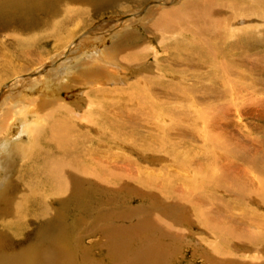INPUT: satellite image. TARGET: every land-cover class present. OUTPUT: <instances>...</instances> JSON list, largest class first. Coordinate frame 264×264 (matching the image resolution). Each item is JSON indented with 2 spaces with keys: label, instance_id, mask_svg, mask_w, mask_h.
I'll return each instance as SVG.
<instances>
[{
  "label": "rangeland",
  "instance_id": "374dc122",
  "mask_svg": "<svg viewBox=\"0 0 264 264\" xmlns=\"http://www.w3.org/2000/svg\"><path fill=\"white\" fill-rule=\"evenodd\" d=\"M33 1L25 5L33 10V16L22 12L24 9L0 12L1 50L11 49V44H16L24 32L38 37L36 44L27 49L29 53L25 50V56L14 52L8 65L0 61L1 76L5 79L0 83V108L5 100L9 103L20 95L32 101L28 110L35 107L40 111L46 106L40 100L51 95L41 86L37 90L28 89L29 80L56 67L62 66V70L68 65L76 67L93 56L96 63L103 65L100 67L105 73L98 78H86L82 88L70 87L59 94L66 103L75 102L71 112L74 116L70 118L79 120L75 124L81 129L79 133L84 131L96 137L95 129V132L86 130L88 122L84 117L90 109L94 113L97 104L113 102L109 99L103 102L102 96L92 94L90 103L94 106L88 108L83 103L89 96H77L80 91L87 93L91 87L126 89L128 83L139 78L141 82L147 78V83L151 81V94L160 104L166 126L164 129L158 118L148 119L149 114L138 111L140 120L130 119L126 128L117 130L116 135L124 134L121 136L124 141L117 137L118 141L102 143L106 160L111 158V163L115 159V167L118 165L112 170L123 174L118 181L107 178L102 189H97L98 194L92 192L89 208L75 205L72 200L64 204L62 197L73 193L76 186L67 187L62 196L44 186L47 184L43 175L37 172L40 148L36 157L29 158L27 147L32 146L29 142L35 143V138L21 134L23 138H17L21 128L16 127L9 141L28 143L22 156L17 152L9 157L0 152V213L4 212L0 214V256L4 252L13 256L26 249L38 255L47 247L46 243L52 245L53 231L47 232L48 214L49 210L59 208L66 210L61 217L66 230L58 227L54 231L65 234L57 243L62 264H264V0H212L214 8L203 11L205 16L200 21L210 26L211 31L202 37L203 44L208 46L192 47L185 46L182 38L176 42L160 22L165 10L186 0L75 1V12L60 20L66 21L62 24L65 32L68 27L74 32L72 38L68 37L70 41L65 36L64 40H53L52 35H43L44 29L49 31L54 0H42L43 3L35 0V4ZM188 14L185 15L188 19L184 14L179 15L181 19L174 18L173 21L179 22H173L175 26L192 29L200 16ZM104 23L108 24L101 26ZM222 25L226 36L217 27ZM236 29L252 32L228 37L227 33ZM190 33L185 36L187 40L193 38ZM130 37L135 38H131L130 45L135 43L131 47L125 45L130 43L127 41ZM213 37L222 41H214ZM207 39L213 44L210 47L204 42ZM214 44L221 50L209 54L211 48L214 51ZM115 45L128 46L132 51L122 58L120 52L113 50ZM180 46L190 49L191 54ZM106 53L114 58V64ZM141 59L148 65L139 66ZM126 62L138 63L137 71L132 74L129 71L127 79L123 75ZM177 74L180 80L176 79ZM18 79L22 83L16 88L8 87ZM119 95L115 94L118 98L114 96L115 103L124 104ZM190 102L194 108L183 107ZM107 110L112 114L116 109ZM42 111L38 118L42 117ZM87 144L100 147L94 141ZM144 179L150 184L146 185ZM73 196H77L76 188ZM152 248L158 256L151 254Z\"/></svg>",
  "mask_w": 264,
  "mask_h": 264
},
{
  "label": "bare ground",
  "instance_id": "6f19581e",
  "mask_svg": "<svg viewBox=\"0 0 264 264\" xmlns=\"http://www.w3.org/2000/svg\"><path fill=\"white\" fill-rule=\"evenodd\" d=\"M31 1H33V0H31ZM34 1L32 3L35 4ZM40 1H42V0H40ZM44 1L46 2L47 0H44ZM44 1H42L41 3H43ZM75 1H78V0H54L52 2L53 5H52L51 9L53 10L54 14H53V16L50 14L52 17H50V25L47 27L49 31L44 29L43 35H44V33L52 35L51 37L54 38V39L52 38L53 40H61V39L64 40V38L67 39L68 37H70V38L73 37L74 32H71V29H69V27L65 32L66 27L63 26L62 24L66 23V21L60 22V20H62L63 17L67 16V14H69L71 12H75L74 11V9H76V7L74 5ZM171 1L172 2H178V0H171ZM29 3H30V0H0V12H7V11L8 12H21L24 9L22 12H24L27 15L28 14L30 15L34 12H33V10L28 9L29 6H25V5H28ZM166 3H168V2L166 1ZM212 4H213L212 0H186V1H182L179 3V5L176 8L174 7L172 9L165 10L164 14H162L163 19L160 22L163 23L165 32H167L168 34H172L171 36L173 38L175 37V41H176V39L182 38L185 46H190V47L196 46V45L208 46L206 44H203L202 37L204 36L205 32L207 33V31L208 32L211 31L209 29L210 26H208V24L203 25V23H201L200 21H202V19H204V16H205L204 12H206L208 10L210 11L212 8H214V6ZM25 8H27V9H25ZM35 9H37V8H35ZM165 9H167V8H165ZM187 9H190V10L187 11ZM160 10H162V9H160ZM188 13H192L195 16H200V17H198L199 20H197V22L194 23V26L192 27V29H191V27H189V29L185 27V29H184V26L180 27V28L176 27L175 25L177 23L179 24V22L173 21L174 18H175V20H177L176 18H180L179 15L184 14L182 16H185V15L188 16L189 15ZM194 15H192V16H194ZM32 16H33V14H32ZM68 17H69V19L71 18L70 15H68ZM196 18L194 20H196ZM146 19H147V17H146ZM151 20H152V18H151ZM67 21H69V20H67ZM142 21H143V19H142ZM181 21L182 20H180V22ZM45 22H46V19H45ZM173 22H176V24ZM37 24H38V22H37ZM106 24H108V23H106ZM106 24L104 23L101 26L106 25ZM181 24H183V23H181ZM190 25H191V23H190ZM39 26H40V24H39ZM177 26H179V25H177ZM213 26H214V24H213ZM153 27H155V26H153ZM217 27L220 28L221 30H219V31L226 36V32L222 29L223 25L221 27L220 26H217ZM9 29H11V27ZM240 30L236 29L234 31L228 32L227 33L228 37L234 38L237 35H239L240 33L252 32V31H247L244 29H240ZM156 32H157V30H156ZM190 32H193V33H190ZM67 33H68V35H66ZM189 33L191 35L193 34V38L192 37L188 38L191 41H189V40H187V38H185V36ZM10 34H12V33L10 32ZM128 35H126V36H128ZM205 35H207V34H205ZM244 35H246V34H244ZM47 37H49V36H47ZM70 38H68L67 40H69ZM131 38L132 37L127 39L128 42L130 41V43H125V45L129 46L131 44ZM199 38H201V39H199ZM10 39H11V37H10ZM12 39H13V37H12ZM132 39L134 40L135 38H132ZM15 40H16V38H15ZM36 40L38 41V37L35 33L31 34V33L24 32V34H22L21 39H19V36H18L17 40L15 41L16 44H14V43L11 44V46H13V47H11V49H9L10 51L9 50L3 51L0 49V57H1L0 61H3L2 63H4V65H8V61H9V59H11V56H13L12 53H14V52L21 54V56H25V50L27 51V49L34 46L36 44L35 43ZM207 40L210 41L211 39H207ZM207 40L204 42L209 44V47H210V44L213 45L211 43V41L209 43V41H207ZM217 40L222 41V38H214V41H217ZM69 41H66V42H69ZM76 41H78V40H76ZM187 41H189L190 43H187ZM12 42H14V41H12ZM43 42H45V41H43ZM82 42H84V41L82 40L81 43ZM198 42H200V43H198ZM216 44H218V43H216ZM2 45H3V43H2ZM118 45H115L113 47L114 49L113 48L112 49L117 50L118 53L120 52L122 54L121 55L122 58L124 56H128L127 53L132 51V49L130 47L133 45H130V47H128V46H126V47L121 46L120 47ZM1 47H3V46H1ZM180 48L183 49L186 53L188 52L191 54L190 49H188V48L186 49V47H184V46H180ZM206 48H208V47H206ZM220 50H221V47H216V45L214 44V51H213V48H211L209 50V54L212 52H216V51L219 52ZM26 53H29V51H27ZM221 53L223 56H226L223 51H221ZM42 54H43V52H42ZM106 54H108V53H106ZM28 56H30V55H28ZM107 56H110V54H108ZM134 58L135 57L133 56V59ZM95 59H96L95 57L89 56L87 59H84V61L81 62L80 64L78 63L79 65L77 64L78 66H76V67H74L75 65H73V66L68 65V66H66V68H64V70H62V66L58 67V69H56L57 68L56 67L55 70L50 71L47 74H44V76L41 75L39 77H34V79H32V80H29V83L27 86L28 89L37 90L41 86L46 91L49 90L48 94L51 95V97H49L47 99H44V97H43L44 100L43 99L40 100L41 102L43 101V102H45L44 104H46V106L40 110V111H42V110L44 111V112L42 111L43 114H42L41 118L37 117V116H39L40 111L37 110L35 107L33 109L31 108V110H28V108H29L28 104H32V101L30 102L29 99H24L20 95H19V97H21V99L19 97H16L17 100H15V98H14L9 103L6 102V100H5L3 103H1L2 105L0 108V152L1 153L3 152L8 156L12 153L14 155L17 152L20 154L24 153L22 151L26 150L25 144L28 143L27 141H26L27 143H23L24 140H21L22 142L20 141V142H16V143L9 141V138L13 134L12 131L16 127L21 128L20 133H19V137H17V138H19V139L23 138V137H21V135L22 136L28 135L29 139H31L30 137H32L33 139L35 138L34 139L35 143L29 142L32 146L29 145L27 147L28 152H30L29 158L36 157L37 148H40V152H39L40 166L38 168L37 167L36 168H37V172L39 174L41 173V175H43L44 181L47 184V185H45L43 183L44 186H47V187L49 186L50 189L53 190L55 195L61 194V196L64 195L65 192H67L66 191L67 187L72 189L71 185L76 186L75 188L77 189V196H75V198L73 196L74 191H75V188H74L73 193H71V191H70V193H69L70 195L66 196L65 198L62 197L63 198L62 200H64V204H68L69 200H72L71 202L72 203L74 202L75 205H83V206L88 207V208L91 205L92 192L94 195L98 194L97 189H102V186L105 183L107 178L109 180L118 181L122 178L121 175L123 174V173L121 174L120 171L118 172L115 170L116 171L115 172L112 170V169H117L118 165L115 167V164H116L115 159L113 160L115 162L112 161L111 163H110V161L112 160L111 158H110V161L106 160L105 154L101 150L102 149V146H101L102 143H104V142L113 143L115 141H118L117 140L118 138H120V141L121 140L124 141V138L121 137L124 134L122 133L120 135L119 134L116 135L117 130H120L122 128H126L127 127L126 121H129L130 119L131 120H138V119L140 120L142 117L140 118L139 114H137L138 111L139 112L142 111L143 113L145 112L146 114H149L148 119L153 117V119L156 120L158 118L159 122L164 124L162 122V121H164L163 120L164 115H163V112H160V104L158 101L155 100L154 96L151 94L152 90L149 86V85H151L150 84L151 81L150 82L148 81V83H147V80H149V79L145 76L147 78L146 82H144V80H143V82H141V80H140L141 78H139V81H137L138 79H136L135 81H131L130 83H128L126 89L120 88V87H115L113 89L91 87L90 90L94 88L93 91L89 90V91H87V93H85L86 91H82V92L80 91L81 93L79 92V95H77V96H82V95H86V94L89 96L88 99L87 98H85V100L83 99L84 100L83 104H87L88 108H91L94 106L93 102L90 103V98H91L92 94H97V95L102 96L103 102H104V100L106 101L108 99L110 101H113V102L108 101L109 103L107 102L106 105L100 103L101 106L99 104H97L98 106H95L96 109H94V111L95 110L96 111L94 113H92L90 111L91 110L90 109V110H88L89 111L88 116L84 117V119L87 120V122H88L85 125L86 127H88V128H86V130L89 131L92 129L91 131H93V132H95V130H96V132H95V133H97L96 137H95V135H94V137H91L90 135H87L86 132H84V131H83V133H79L80 128L75 125L76 123L78 124L79 120L78 119L73 120L70 118V116L72 115L71 112L74 111L73 106H76L75 102L66 103L64 101V99H60L61 97H59V94L62 90L66 91V89H69L70 87L79 86L82 88V85H84L86 78H89V77L90 78H95V77L98 78V76L100 74L105 73L104 70L100 67V66L103 67V65L99 62L96 63L94 61ZM109 59H111V61L113 60V64H114V61H115L114 58H112L110 56ZM128 59L127 60L125 59V60L128 61ZM136 59H139V58H137V56H136ZM212 59H213L212 63L214 64V54L212 55ZM101 60L103 61L102 58H101ZM144 60L141 59L139 66L140 65H143V66L148 65L145 63ZM119 61L120 60H116V62H119ZM123 63H124V61H123ZM137 64L135 65L134 62H131V63L126 62V65H125L126 67H124V71H123V73H124L123 75H126L125 79H127V77L129 76V71L131 72V74L135 73L137 71ZM144 68L147 69L148 66L144 67ZM19 69H21V68H19ZM19 69H17V70H19ZM1 75H2V71L0 70V83L3 80H5V79H3V76H1ZM8 76H9V78L11 77L10 74ZM143 77H144V75H143ZM83 78H84V80H83ZM180 78H181V76L179 74H177L176 79L180 80ZM19 80L20 79L12 82L11 84L8 85V87H11V86L15 87L19 83H22L21 82L22 79L20 81ZM171 81H173V80H171ZM98 84H99V82H98ZM96 86H98V85H96ZM81 88H79V89H81ZM129 89H131V90H129ZM116 93L120 94L119 97L120 96L122 97V99L124 100V104L118 105L115 103V100L113 98H114ZM43 95H45V94H43ZM110 95H112L113 97ZM110 97H112V99ZM92 98H94V97H92ZM115 98H116V96H115ZM18 99L22 100L21 103L19 102ZM116 99H118V98H116ZM9 100H10V98H9ZM56 102H57V104H56ZM100 102H102V101H100ZM142 103H144L145 105L141 106ZM107 104H109L110 106H108ZM18 106H20L21 108H17ZM27 106H28V108H27ZM108 107L110 108V110L116 109L115 112H112V114H109L108 110H107ZM183 107L188 108V109L194 108L193 105L191 104V102L189 103V105L183 106ZM77 108L85 111L84 107H80V106L78 107L77 106ZM16 115H17V117H16ZM18 115H20V117H18ZM72 116H74V115H72ZM47 117H49L50 121L54 120L56 122L52 124L48 120ZM62 120H64V121H62ZM79 123H81V122H79ZM165 126H166V123L162 127L164 128ZM160 128H158V129H160ZM93 129H95V130H93ZM27 140H28V138H27ZM89 141H94L96 143V145L98 143L99 144L98 147L100 146L99 149H96V146H94V148H93V145H88L87 142L89 143ZM129 141H131V140H129ZM135 142H131V143L135 145ZM124 145L126 146V144H124ZM126 147H128V146H126ZM28 152H27V154H28ZM21 156H22V154H21ZM19 157H20V155H19ZM23 157H21V158H23ZM21 158H19V159H21ZM21 160H23V159H21ZM35 162L33 164H36ZM106 162L109 164H107ZM26 168H27V166H26ZM17 169H18V167H17ZM23 169H24V167H23ZM109 170H111L112 172ZM34 176L36 177V175H34ZM28 178H30V177H28ZM144 180H146V179H144ZM27 181L28 180H26V182ZM148 181L149 180L145 181L146 185L150 184ZM37 184L38 183H36V188H37ZM39 184L41 185V183H39ZM27 189H28V187H27ZM31 189H29V190H31ZM17 190H19V188ZM37 190H38V188H37ZM11 194H13V193H11ZM14 196L15 195L13 194V197ZM11 202L12 201H10V203ZM43 204H46V203H43ZM14 207H16V206H14ZM20 208H21V206H20ZM45 208L47 209V207H45ZM65 211L66 210H64V209L59 211V208L55 209L51 212L49 210L48 215L50 218L48 217L49 220L47 222V225H49V226H47V225H45V226H47V232H48V230L53 231V233L51 235V238H52L51 240L53 241L52 245H48L46 243L47 247L45 246L46 248L43 249V252L39 251L38 255L36 254V252H33L31 249L30 250L26 249L25 252H21V253L17 252L18 254H12L13 256H11L10 254L8 256H6V255H4L5 252L4 253L2 252L3 254H2V256H0V264H62L63 262H61V260L63 259V257H62V253H60L61 250H59L57 247V243L59 242L60 237L62 235H65V234L61 233L62 235H60V233H54V231L58 227H61V229L64 228L63 224L61 223V217L64 216ZM2 213H4V212L2 211L0 214H2ZM11 213L12 212L10 211V215H11ZM43 219H45V218H43ZM29 221H31V220H29ZM44 223H46V222H44ZM5 237H4V239H6ZM8 240L9 239H7V241ZM0 247H2V246L0 245ZM150 251H151V254L153 256H158V254H156L157 251L154 250L153 248ZM29 260H32V261H29Z\"/></svg>",
  "mask_w": 264,
  "mask_h": 264
}]
</instances>
